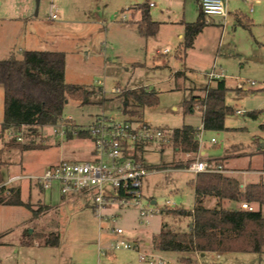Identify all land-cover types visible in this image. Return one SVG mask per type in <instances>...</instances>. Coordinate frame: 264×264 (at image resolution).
Listing matches in <instances>:
<instances>
[{
  "label": "rangeland",
  "instance_id": "1",
  "mask_svg": "<svg viewBox=\"0 0 264 264\" xmlns=\"http://www.w3.org/2000/svg\"><path fill=\"white\" fill-rule=\"evenodd\" d=\"M2 1L0 59L20 58L23 50L31 48L64 51L66 81L104 86L103 94L110 97L106 100L107 106L104 104L105 111L120 119L137 118L168 130L185 124L202 130V111L196 107L194 111L185 112L184 101L198 93L204 95L209 82L215 85V80L209 81L207 72H223L231 88L227 103L234 108V113L227 116L226 129L202 130L200 151L205 154L204 158L200 154L196 158H224L222 165L230 170L226 174L239 177L243 184L264 181V173L249 171L264 170V129L261 128L264 124V16H260L264 13V0L259 3L256 0H225L232 13L241 10L249 17L256 14L257 19L245 27L235 24L233 14L226 20L222 16H212L209 21L213 22L188 52V58L176 57L180 43L177 34L184 31L183 20L193 22L197 19L196 0H39L38 6L36 0ZM51 3L58 6L56 19L50 17ZM143 4L149 7L152 17L161 22V29L154 36L145 37L139 32L137 21L142 15L139 5ZM8 16H18L19 19H4ZM169 17L170 22L165 23ZM186 66L192 69H185ZM177 69L184 70V73L175 76L173 72ZM238 81L245 84L244 89L237 87ZM251 82L255 84L251 85ZM138 86L155 90L159 96L158 104L143 107L138 115H123L125 105L117 95L126 88ZM116 87L120 91L113 93ZM3 100L4 91L0 85V164L5 174L2 184L6 185L7 177L16 173L39 174L62 159H92L91 139H67L55 135L53 126L42 128L36 138V143H44L46 148L21 151L13 146V133L4 132L2 135ZM104 108L102 105L80 106L70 100L63 119L55 126H61L63 122L75 126L78 124L75 121H87ZM238 110L242 113H237ZM254 110L262 111L257 118L248 114ZM69 116L75 121L68 120ZM212 138L217 142H212ZM24 140L22 138L19 142ZM192 158V154L187 156L174 149L172 143L162 147L154 145L143 152L142 163L151 173L144 178L141 202L158 211L143 220L138 207L131 205L127 208L108 207L106 213L115 215L116 219L100 221L94 213L92 200L87 196L67 205L61 203L63 200L55 185V195L50 198V191H41L35 186V180L23 178L15 181L24 186L26 197L29 196L28 184L32 182L33 202L30 203L40 212L35 216L25 206H0V264H15L12 245L19 240L42 243L38 235L51 232L60 235L59 254L65 264L82 259L87 260V264H146L140 262L139 254L132 250H108L109 253L101 257L98 250L99 247L109 248L116 239L112 227L122 228L124 234L121 236L129 241L135 236L150 239L152 233L161 229L164 217L160 209L193 207L194 192L188 183L194 174L186 170ZM177 163L182 167H177ZM39 198L51 205L50 212L42 214L47 207ZM210 198L211 201L205 204L213 207L217 200ZM153 199L156 204H151ZM223 205L233 207L236 203L225 202ZM262 211L264 214V207ZM187 220L184 218L177 225L186 228ZM2 242H9V245H2ZM169 252L168 255L178 264H181V257L188 255ZM220 254L218 260L225 264H264V252ZM216 256L215 252H209L201 260L194 257L197 260L194 264H208L213 258L217 259ZM51 264H60V261L55 259Z\"/></svg>",
  "mask_w": 264,
  "mask_h": 264
},
{
  "label": "trees",
  "instance_id": "2",
  "mask_svg": "<svg viewBox=\"0 0 264 264\" xmlns=\"http://www.w3.org/2000/svg\"><path fill=\"white\" fill-rule=\"evenodd\" d=\"M141 19L137 21L142 36L150 37L158 33L160 22L152 19L149 7L139 5ZM181 48L186 51L194 45L195 38L207 25L206 15L199 3V14L195 21L185 22ZM249 26L248 24L245 25ZM0 85L3 87L4 132L13 133L12 145L21 151L44 149V143H36L42 128L55 126L63 119V113L70 100L79 105H103L107 99L102 86L69 83L66 81V55L57 50H24L20 58L0 59ZM205 96L192 95L184 101L185 112L202 111V130L220 131L226 129L225 120L234 113L227 103V93L231 90L225 78L215 79V85L205 86ZM240 90V89H238ZM124 102V113L130 116L140 114L145 106H154L159 102L158 93L147 87L126 88L117 95ZM131 109H130V108ZM262 111L249 112L257 118ZM131 119V118H130ZM133 120V119H132ZM141 120V119H136ZM78 125L67 132V139L89 138L88 131L78 130ZM264 129V124L261 125ZM200 129L185 124L172 130V144L176 150L190 153L193 158L200 154ZM21 134V135H20ZM25 140L19 142L18 137ZM151 144L138 142L133 158L142 162L143 152ZM224 158L215 159L222 164ZM0 164V185L5 174ZM182 167V164H176ZM9 178V177H7ZM194 189L195 203L191 209L184 207L163 208L160 213L165 219L159 232L153 234L152 248L160 252H184L189 256L181 257V262L192 264V255L202 253H263L264 252V181L243 184L239 177L221 172H200L189 181ZM214 197L217 203L213 207L205 204L207 198ZM225 202L236 203L226 207ZM247 202L257 205L255 210L242 207ZM0 205L25 206L39 215L40 209L33 208L30 201L21 196V187L17 182L0 186ZM188 218L186 228L177 225L181 219ZM42 244L58 246L60 235L57 232L39 234ZM30 244L29 241H23ZM210 264H225L213 261Z\"/></svg>",
  "mask_w": 264,
  "mask_h": 264
},
{
  "label": "built area",
  "instance_id": "3",
  "mask_svg": "<svg viewBox=\"0 0 264 264\" xmlns=\"http://www.w3.org/2000/svg\"><path fill=\"white\" fill-rule=\"evenodd\" d=\"M200 3L207 22L212 16L225 17L227 15L225 0H201ZM57 10L58 6L51 3L50 17L52 19L58 17ZM206 76L209 81L226 77L223 72L215 70L207 72ZM254 84L251 82V85ZM237 87L244 89L245 84L238 81ZM118 91L120 88L116 87L112 92ZM237 113L242 112L238 110ZM67 119L72 120L73 118L69 116ZM70 125L63 122L61 126H53L52 133L66 136L69 130H73V126ZM77 129L88 131L91 135L94 144V159L87 161L62 159L48 166L40 174L13 175L8 178L6 185L23 178L35 180L36 184L43 189H49L54 183H58L61 193L65 195L83 194L91 199L94 213L100 221L105 218L113 221L116 219L115 215L106 213L108 207L127 208L135 205L139 209L141 220L158 212L141 202L143 181L151 171L142 162L136 161L133 155L136 144L141 141L161 147L172 143V130L154 127L143 120L120 119L104 111L98 114L90 124L77 127ZM201 136L202 130L198 135L199 141ZM22 138L18 137L19 140ZM211 140L214 143L217 142L215 138ZM186 170L194 175L200 172L226 174L230 171L222 164L200 158L191 159ZM167 203L170 204V202ZM242 207L249 210L256 209L255 205L247 202H243ZM111 230L118 238L112 241L108 250L137 248L134 243L121 236L124 234L122 228L112 227ZM101 254H107V249H102ZM140 260L146 264H176L155 252L140 253Z\"/></svg>",
  "mask_w": 264,
  "mask_h": 264
},
{
  "label": "crops",
  "instance_id": "4",
  "mask_svg": "<svg viewBox=\"0 0 264 264\" xmlns=\"http://www.w3.org/2000/svg\"><path fill=\"white\" fill-rule=\"evenodd\" d=\"M197 1V4H198V10H199V3L201 2V0H196ZM248 1H251L252 2V0H248ZM256 2H261V0H256ZM3 4V1L2 0H0V5H2ZM226 9H227V15L224 17V19L226 20V18H227V16H231L232 14L234 15V19L236 20L235 21V24L236 25H238V24H243L244 26L246 25V24H248V25H250L255 19H257V15L256 14H252V17H249L248 15H246V14H244L241 10H236L234 13H232L231 12V10H230V8H229V6H228V3L226 2ZM255 10H253V8H252V13H255L254 12ZM149 12H150V14H151V10L149 9ZM229 14V15H228ZM142 16V15H141ZM260 16H264V13L263 14H261ZM151 17H152V14H151ZM211 18V17H210ZM4 19H10V20H17V19H19V17L18 16H8L7 18H4ZM141 19V18H140ZM139 19V20H140ZM152 19L153 20H155V21H158V22H160L159 20H156L154 17H152ZM168 20H164L165 21V23H169L170 22V17L169 18H167ZM210 20V19H209ZM212 22H213V20H212ZM212 22H210V21H208L207 22V25L204 27V29L197 35V37L195 38V41H194V45L191 47V48H189V49H187L186 51H184L181 47V43H182V40H183V36H184V31H180V32H178V34H177V38H179L180 39V43H179V50H178V53L176 54V57H179V58H188L189 57V51L192 49V48H194L195 47V45H196V43L198 42V40H199V38H200V36L201 35H203L204 34V32L207 30V26L208 25H210ZM246 22V23H245ZM171 23H173V22H171ZM183 24H185V21L183 20ZM223 26H225L226 24H222ZM246 27V26H245ZM185 28V27H184ZM160 29H161V22H160V27H159V31H160ZM159 31H158V33H159ZM25 50H35V49H25ZM24 51V50H23ZM189 62V61H188ZM157 65H159L160 66V64H157ZM192 69L191 67H185V69ZM184 70H175L174 72H173V74H175V76L176 75H178V74H183L184 72H183ZM226 78V77H225ZM210 83V82H209ZM78 84V83H77ZM138 87H141V86H138ZM138 87H132V88H138ZM142 87H144V86H142ZM102 88H103V91H105V88H104V86H102ZM148 89H149V87H147ZM106 93V92H105ZM205 94H206V91H205V93H204V95H202V94H196V95H194V96H205ZM107 98H110V97H108L107 96ZM109 100V99H108ZM76 103H78V102H76ZM79 104V103H78ZM105 105H106V102L104 103ZM102 105V107L104 108L105 107V105ZM81 106V105H80ZM107 106V105H106ZM126 106V105H125ZM105 113H107V114H109L107 111H105V108H104V110H103ZM102 111V112H103ZM122 113H123V115H126L127 113H124V111L122 110ZM100 114V113H99ZM111 115H114V114H112V113H110ZM98 114H96V116H97ZM95 114L94 115H92V117H90V119H88L87 121H81V122H77V121H75L74 119H72V120H74L75 121V123H78V124H76V125H81V126H85V125H88V124H90L94 119H95ZM115 116V115H114ZM137 118H133V120H136ZM144 121V120H143ZM146 122V121H145ZM147 123V122H146ZM149 124V123H148ZM91 142L93 143V141L91 140ZM152 146H154V145H150L149 147H152ZM149 147H147V148H149ZM146 148V149H147ZM145 149V150H146ZM132 150V149H131ZM92 152H91V155H90V157H92V159H94V156H95V152H94V144H93V149L91 150ZM187 154V153H186ZM190 154V153H189ZM205 154V152L204 151H200V156L202 157V158H204L203 157V155ZM91 159V160H92ZM226 159V158H225ZM214 159H212V160H209V161H213ZM251 167V166H250ZM231 168H233V167H231ZM12 169V168H11ZM250 172H253L254 171V173H256V174H263L264 173V170H252V169H250L249 170ZM10 173H11V170H10ZM253 173V174H254ZM16 174H18V173H16ZM15 174V175H16ZM40 174V173H39ZM10 175V174H9ZM150 175V173L147 175V176H149ZM9 177H11V176H9ZM253 182H256V181H253ZM18 183V182H17ZM19 185H20V187H21V196H22V199L24 200V201H26V202H28V201H31V202H33L32 200V190H33V184H32V182H30L29 184H28V187H27V191H28V194H29V196L28 197H26V196H24V186L19 182L18 183ZM54 185L56 186V188H57V190H58V192L60 193V197H61V199L63 200V201H61V203H64L65 202V204H67L68 205V203H73V202H77V200H79L80 198H82L83 196H85V195H83V194H71V195H65V194H63V193H61V191H60V187H59V184L58 183H54L49 189H43L40 185H38V184H35V186H38L39 188H40V190L41 191H50V198H53L54 197V195H55V187H54ZM188 185H189V183H188ZM193 189V188H192ZM193 192H194V189H193ZM142 193H143V189H142ZM44 198H45V196H44ZM209 200V202L211 201V198H207L206 200H205V203H206V201H208ZM39 201H40V203H42V204H44V205H46V207H47V209L45 210V211H43L42 212V214H44L45 212L47 213V212H50L51 210H52V208H51V205H49V204H47V203H45V202H43V199L42 198H39ZM157 202H156V200H152L151 201V204H156ZM194 203H195V195H194ZM1 206V205H0ZM5 206H14V205H5ZM17 206V205H16ZM21 206V205H20ZM193 206H194V204H193ZM180 207H183V206H180ZM209 207H212V206H209ZM185 208V207H184ZM192 208V207H191ZM190 208V209H191ZM161 210V209H160ZM160 212V211H159ZM161 214V213H160ZM162 215V214H161ZM164 217V216H163ZM165 219H167V220H171V221H173L172 220V218H170V217H168V218H163V221L165 220ZM188 219V218H187ZM182 221H184V219H181L180 221H179V224L182 222ZM188 221L189 220H187L186 221V224L188 223ZM163 223V222H162ZM153 234H155V233H152V235H151V237H150V239H145V238H140V237H132L131 238V242L132 243H134L136 246H137V248L136 249H124V250H132V251H135V252H137L138 254H139V261L140 262H143V261H141L140 260V253H149V252H155V253H157V254H160V255H162V256H164L165 258H167V259H169V260H171V261H173L174 263H176V264H178V262H177V260H176V262H175V260L171 257V256H169L168 254L170 253L169 251L168 252H160V251H156V250H154L153 248H152V245H151V239H152V236H153ZM115 238H118V237H115ZM23 241H25V240H19L16 244H13L12 246H13V249H12V257H13V259H14V263L15 264H51V262H52V260H55V259H57V260H59L60 261V264H63V256L62 255H60L59 254V252H60V247H61V242H60V244L58 245V246H47V245H43L42 243H39V242H35L34 244H24L23 243ZM9 242H2V245H9L8 244ZM43 246H42V245ZM149 247V248H148ZM102 249H104V248H100L99 247V250H98V254H99V257H101V256H105V255H107L108 253H109V251H108V248H105L104 250H106L107 249V254H105V255H102L101 254V250ZM217 254V256H216V258L217 259H215V258H213V260L212 261H210V262H208V264H210L211 262H213V261H219L220 260V258H221V254L220 253H216ZM205 255H207V253H202V254H199L198 252H195L193 255H192V257L194 258V257H196V258H198V259H203V257L205 256ZM189 255H187L186 257H188ZM215 259V260H214ZM219 259V260H218ZM195 262H197V260H194ZM201 262V261H200ZM88 262H87V260H85V259H82L80 262L79 261H76V263H74V264H87ZM145 263V262H144ZM64 264H65V262H64ZM67 264H72L71 263V261H68V263ZM181 264H187V263H184V262H181ZM192 264H194V262L192 263ZM201 264H203V262H201Z\"/></svg>",
  "mask_w": 264,
  "mask_h": 264
},
{
  "label": "water",
  "instance_id": "5",
  "mask_svg": "<svg viewBox=\"0 0 264 264\" xmlns=\"http://www.w3.org/2000/svg\"><path fill=\"white\" fill-rule=\"evenodd\" d=\"M36 4H37V6H38V4H39V0H36ZM37 9H38V7H36V12H37Z\"/></svg>",
  "mask_w": 264,
  "mask_h": 264
}]
</instances>
